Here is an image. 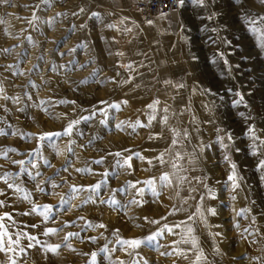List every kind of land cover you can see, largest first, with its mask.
Here are the masks:
<instances>
[{
	"label": "rangeland",
	"instance_id": "1",
	"mask_svg": "<svg viewBox=\"0 0 264 264\" xmlns=\"http://www.w3.org/2000/svg\"><path fill=\"white\" fill-rule=\"evenodd\" d=\"M134 2L0 0V264H264V3Z\"/></svg>",
	"mask_w": 264,
	"mask_h": 264
},
{
	"label": "snow or ice",
	"instance_id": "2",
	"mask_svg": "<svg viewBox=\"0 0 264 264\" xmlns=\"http://www.w3.org/2000/svg\"><path fill=\"white\" fill-rule=\"evenodd\" d=\"M200 3H203L204 0H199ZM262 3H264V0H261ZM177 3H183V0H177ZM81 11H83V9H81ZM94 16H98L99 14L98 13H93ZM149 23H151L149 21ZM111 27V26H110ZM253 31H256V29H253ZM260 46L262 48H264V40L261 41L260 43ZM5 51H9L8 49H5ZM63 102V101H62ZM242 102L241 101H237V103H240ZM72 103H75V101H72ZM156 103H159V101H157ZM150 108H153L154 105H149ZM151 119H154V117H150L149 120L151 121ZM167 118L165 117V122H166ZM79 121L76 120V121H70L67 125L66 128H64L62 131H59V132H44V133H41L38 137V139L43 143V142H47V141H50L52 140L54 137H60V136H70L73 132V129H74V126L76 124H78ZM251 131V130H250ZM30 136L31 135H34V134H29ZM229 139H231V136L228 137ZM9 151H15V149H9ZM119 155V154H117ZM129 160L131 159V157L128 158ZM158 159L160 160L161 163H164V159H163V154H161L160 157H158ZM101 161H97V163H100ZM127 162V161H126ZM18 163H23V161H19ZM149 163H151V161H149ZM131 165L129 164V167ZM175 166V165H174ZM235 165L233 164L232 165V168H233V174L229 176V180H231L233 182V186L234 187H238V183H237V177H236V173H235ZM259 167L260 168H264V161H261L260 164H259ZM66 170V169H65ZM77 172H83V171H90L89 169H76ZM51 179L52 178H49V183H51ZM168 175L167 174H164L162 177H161V180L162 182H164L165 184L168 182ZM150 188L153 189V192L155 194V189L153 187L154 185V181L152 180H149V181H146L145 182ZM8 187H12V185H8ZM53 188L55 187H59V185H55L53 184L52 185ZM101 185L100 184H95V185H89L87 187V189L84 188V186H80L79 188L76 187L75 185L72 187V190L73 191H82V190H88V191H94V192H98L99 189H100ZM134 187V185H133ZM41 191H43V189H41ZM141 194L143 192V190L141 189ZM89 199H91V197H89ZM133 202H136V201H133ZM101 203H104V201H101ZM113 204L116 203V201H112ZM0 205H3V201H0ZM212 212V214L214 215L215 214V211L214 210H209ZM50 212V208H45L44 210V215H45V218L48 217V213ZM6 217H8L9 219H11V216L10 214L8 213H5L4 214ZM202 215V213H201ZM4 217H0V220H2ZM145 219H147V217H145ZM162 219H166V217H162ZM189 219H192V217H189ZM150 223H159L158 220H152L150 221ZM89 226H92L91 225V222H89ZM0 227H3V225H0ZM33 227H36V225H33ZM100 227H106L105 225H100ZM164 228L167 229L169 232L172 231L171 228L168 227V225H164ZM55 229H48V232H54ZM189 232L192 231L191 228L188 229ZM45 234H48V233H45ZM74 235H77L76 233H69V236H74ZM4 237H7L8 241H10L11 243H15V244H19V241L16 240V241H12L11 239V236L8 234L7 230L5 229V231L3 233H0V251H15V249H12L10 246L6 249L5 246H4ZM29 239H32V240H35V237H29ZM67 240V237L65 238ZM156 240V235H148V236H145L143 238H134V239H131V240H120L119 243H121L122 245H127L129 246L130 248L132 249H136V248H139L141 245H144V244H150L152 242H154ZM187 242V241H185ZM193 243L195 244V241H193ZM34 245L32 244H29L28 247H33ZM66 247H71L70 243L69 244H66L65 245ZM59 246H56L54 248L51 249V251H56V249L58 248ZM24 249H21V252H23ZM93 261H95V254H93ZM12 264H16V261L15 260H12ZM119 264H123V262H119Z\"/></svg>",
	"mask_w": 264,
	"mask_h": 264
},
{
	"label": "built area",
	"instance_id": "3",
	"mask_svg": "<svg viewBox=\"0 0 264 264\" xmlns=\"http://www.w3.org/2000/svg\"><path fill=\"white\" fill-rule=\"evenodd\" d=\"M134 6L145 21H151L173 15L181 3H177V0H135Z\"/></svg>",
	"mask_w": 264,
	"mask_h": 264
},
{
	"label": "crops",
	"instance_id": "4",
	"mask_svg": "<svg viewBox=\"0 0 264 264\" xmlns=\"http://www.w3.org/2000/svg\"><path fill=\"white\" fill-rule=\"evenodd\" d=\"M183 9H184V1L181 4V6L177 12L182 13ZM150 22L151 23L146 22V26H147L146 28L158 27V25L162 26L163 28H168L174 22V15L163 16V17H160V18H158L154 21H150Z\"/></svg>",
	"mask_w": 264,
	"mask_h": 264
},
{
	"label": "bare ground",
	"instance_id": "5",
	"mask_svg": "<svg viewBox=\"0 0 264 264\" xmlns=\"http://www.w3.org/2000/svg\"><path fill=\"white\" fill-rule=\"evenodd\" d=\"M151 21H154V20H151ZM146 22H149V21H146ZM244 196H245V190L242 191V197H244ZM199 199H200V198H199ZM218 207H219V206H218ZM219 208H220V207H219ZM218 210H219V209H218ZM219 226H220V225H219ZM219 226H218V227H219ZM218 229H219V228H218ZM221 242H222V241H221ZM223 243H224V242H223ZM218 245H219V244H218ZM184 256H186V255H184Z\"/></svg>",
	"mask_w": 264,
	"mask_h": 264
}]
</instances>
